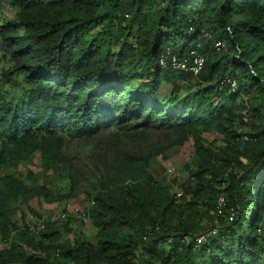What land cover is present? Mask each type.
I'll use <instances>...</instances> for the list:
<instances>
[{"label": "trees", "instance_id": "16d2710c", "mask_svg": "<svg viewBox=\"0 0 264 264\" xmlns=\"http://www.w3.org/2000/svg\"><path fill=\"white\" fill-rule=\"evenodd\" d=\"M4 7L14 18L0 23L3 79L20 93L0 91V264H264V0ZM193 52L198 75L171 68ZM189 142L175 199L176 180L154 168ZM34 158L41 180L18 173ZM47 175L68 192L53 195ZM80 195L93 242L33 211L37 231L16 223L35 199Z\"/></svg>", "mask_w": 264, "mask_h": 264}, {"label": "rangeland", "instance_id": "374dc122", "mask_svg": "<svg viewBox=\"0 0 264 264\" xmlns=\"http://www.w3.org/2000/svg\"><path fill=\"white\" fill-rule=\"evenodd\" d=\"M14 18V13L8 7H4L0 11V23L4 20H11ZM8 69V65L6 61L2 59L0 56V91H6L8 93L7 99L18 98L19 91L13 90L8 84H5V80L3 79L4 72ZM18 83H21V79L17 77L16 80ZM168 91V86L163 85L161 89L162 94H166ZM205 138L208 141L217 140L214 136L206 135ZM217 145L220 146L221 142L217 140ZM73 151H77L78 154H81L85 150V145L83 143L79 144L72 148ZM192 143L189 142L181 149L174 150L168 155L166 160L159 159V166L154 168V172L156 176L162 179L171 180L169 177V171L173 170L176 177H179L180 185L186 178V170L185 165H189L193 162L192 158ZM27 171L31 172L35 178L41 180L43 175L41 173L40 161L38 158H34L29 163H23L20 165L18 173L25 174ZM48 180V190L52 192L53 195L64 194L68 192V182L66 181H58L53 176L47 175ZM179 187V186H178ZM177 187V189H178ZM175 191V187L173 188ZM20 212L15 217L16 223L18 226H22L23 224L27 225L31 231H37L41 228V221H37L32 215L37 213L43 218L49 219L51 222L58 223L62 220L68 221L69 227L73 233L70 234L69 238L72 239L76 233H82L83 237L88 242L94 241L95 229L91 225L90 221L87 218H84L86 204L84 201V196L80 195L76 199H71L69 201L63 202H55L53 204H46L42 201H38L37 199L30 202L28 207L20 206ZM2 248V247H0Z\"/></svg>", "mask_w": 264, "mask_h": 264}, {"label": "built area", "instance_id": "2783aa9c", "mask_svg": "<svg viewBox=\"0 0 264 264\" xmlns=\"http://www.w3.org/2000/svg\"><path fill=\"white\" fill-rule=\"evenodd\" d=\"M170 65L171 68L174 70H179V71H183V72H188L193 74L194 76L198 75V73L201 72V70L203 69L204 66V59L196 54V53H191L190 58L189 59H184V60H179L177 59L175 56H171L170 57ZM231 88L235 89V84L232 83L231 84ZM169 177L171 180L168 181H172V180H176V185H175V199H179L183 196V192L180 189V187H178V183H179V177H176V174H174V171L171 170L169 171ZM178 187V189H177ZM225 205V199L224 197H219L218 201H217V205L214 211V215L216 218L219 217H223V208ZM84 214V213H83ZM227 218L229 222L233 221L234 215L232 212H228L227 213ZM85 218V217H84ZM216 233V229H213L210 234H215ZM206 236H200L197 238L196 243L197 244H201L203 242H205L206 240Z\"/></svg>", "mask_w": 264, "mask_h": 264}]
</instances>
